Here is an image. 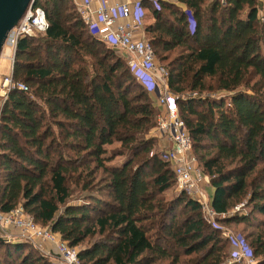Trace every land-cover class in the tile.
<instances>
[{"label": "trees", "instance_id": "1", "mask_svg": "<svg viewBox=\"0 0 264 264\" xmlns=\"http://www.w3.org/2000/svg\"><path fill=\"white\" fill-rule=\"evenodd\" d=\"M177 2L184 8L141 0L152 18L144 37L166 61L215 221L240 226L264 264V14L258 0ZM35 5L48 26L18 40L10 72L27 90H11L0 106V211L20 206L81 247L80 264H240L224 262L229 243L196 201L165 197L173 172L145 138L157 108L125 59L88 31L71 0ZM117 155L122 164L105 163ZM26 247L9 242L4 257L33 264Z\"/></svg>", "mask_w": 264, "mask_h": 264}, {"label": "built area", "instance_id": "2", "mask_svg": "<svg viewBox=\"0 0 264 264\" xmlns=\"http://www.w3.org/2000/svg\"><path fill=\"white\" fill-rule=\"evenodd\" d=\"M158 8L159 0H148ZM81 21L88 31L122 52L132 77L147 92L155 95L159 108L155 129L169 143L160 155L166 159L174 175V189L196 201L202 217L213 227L221 229L220 236L229 243L228 262L255 264L249 247L239 233L222 228L215 221L216 213L210 207L205 192L208 177L199 168L196 158L190 152V137L178 115L176 96L168 91L162 81L166 70L156 65L151 45L140 27L146 9L141 0H72ZM188 27L193 30L194 21L186 11ZM47 21L41 7L35 0L29 4L15 25L9 29L3 40L0 55L9 61L11 71L17 42L23 37H35L47 28ZM26 91L27 86L11 78L10 72L0 76V106L7 94L13 90ZM237 209V207L235 208ZM0 238L5 242L30 244L47 258L50 264H80L78 249L69 246L47 226H39L31 217L25 216L20 206L0 211Z\"/></svg>", "mask_w": 264, "mask_h": 264}, {"label": "rangeland", "instance_id": "3", "mask_svg": "<svg viewBox=\"0 0 264 264\" xmlns=\"http://www.w3.org/2000/svg\"><path fill=\"white\" fill-rule=\"evenodd\" d=\"M258 3H259V8H260V13H259V16H261V14L263 15L264 14V0H258ZM150 18H147L146 17V14L144 13V15L142 16L141 18V24H140V27L143 28L145 24H147L149 22ZM39 38V37H38ZM264 52V51H263ZM115 54L119 57L122 58V55L120 53H117L115 52ZM173 54V53H172ZM172 54L170 56H172ZM124 58V57H123ZM154 59H155V63L156 65H163L166 63V61L164 62H161L160 60H158L155 56H154ZM9 61L5 58H3L1 55H0V76L1 75H6L9 73ZM251 79V82H253L254 80H256V77H252V76H249ZM149 94V97L150 99L153 100V102L155 103V95L151 92L148 93ZM227 95L228 94H224V96L226 97L227 99ZM156 119V118H155ZM145 138H151V142L153 143L152 147H151V151L152 152H155L157 154H160L161 151H165V148L168 147V142L166 141V139L163 137V136H160L159 133L157 132V130L155 129V123L154 125L150 128V130L145 134ZM118 146V143L117 142H113L112 144L110 145H105V153H104V156L105 157H108V155L110 154V151L114 148H116ZM190 152H192V154H194L193 152V149L190 147ZM126 159V156L125 155H117V156H114L112 157L111 159L109 160H106V164L107 165H110V166H118L120 164H122ZM100 176V175H97V177ZM103 176L101 175V179L99 181L102 182L101 185L103 186ZM70 188H71V185H69ZM210 186V185H209ZM176 193L175 189L172 187L170 189H168L166 192H165V197L166 198H170L172 196H174ZM74 196V195H73ZM73 196L71 198V196L69 197V200L68 202L71 203V199H73ZM242 204H238L237 205V208H239ZM236 210V209H235ZM23 213L25 214V216H29L28 214H26L24 211ZM37 224V223H36ZM40 226V225H39ZM222 228H226L228 229L229 231L233 232V233H237V232H241V227L240 226H232V225H228L226 227H222ZM1 237V236H0ZM1 239V238H0ZM8 243L9 242H3L2 244H0V264H18V261L13 257V255L10 257V259H7L6 257H4L6 254H5V251L7 253H10L9 250H7V246H8ZM11 243V242H10ZM14 243H17V242H14ZM83 244H86V242H84ZM23 245V244H22ZM25 246H27L24 250V252L26 253H29L34 259H32L33 261V264H41L44 260V261H47V258L44 257V255L42 253H40L36 248H34L32 245L30 244H24ZM77 249H80L81 247L77 246L75 247ZM14 258V259H13ZM225 263H227L228 261L225 260L224 261ZM49 263V262H48Z\"/></svg>", "mask_w": 264, "mask_h": 264}, {"label": "water", "instance_id": "4", "mask_svg": "<svg viewBox=\"0 0 264 264\" xmlns=\"http://www.w3.org/2000/svg\"><path fill=\"white\" fill-rule=\"evenodd\" d=\"M33 0H0V51L9 29L19 20Z\"/></svg>", "mask_w": 264, "mask_h": 264}, {"label": "crops", "instance_id": "5", "mask_svg": "<svg viewBox=\"0 0 264 264\" xmlns=\"http://www.w3.org/2000/svg\"><path fill=\"white\" fill-rule=\"evenodd\" d=\"M72 1V0H71ZM162 1H164V2H169V3H171V4H173V5H175V6H178V7H180V8H184L183 7V5L181 4V3H179V2H177V0H162ZM74 4V3H73ZM75 6V5H74ZM259 13H260V11L258 12V16H259ZM146 17L147 18H150V20H149V22L152 20V18H151V14H150V12L148 11V9L146 8ZM142 31H143V28H142ZM144 32V31H143ZM115 52H117V53H120L121 55H122V57H124V59H125V61H126V57H125V55L122 53V52H119V51H116V50H114ZM3 58H5L4 57V55H1ZM6 59V58H5ZM9 69V68H8ZM9 72H10V70H9ZM162 85L166 88V85H165V81L163 80L162 81ZM167 89V88H166ZM153 101V100H152ZM154 103V102H153ZM154 105H155V107L157 108V112H159V108L156 106V104L154 103ZM168 145H169V143H168ZM205 192H206V194H207V197H208V199H209V201H211V197H212V193H213V188L211 187V186H209L208 184H206L205 185ZM232 212H234V211H229V213H232ZM222 217V216H221Z\"/></svg>", "mask_w": 264, "mask_h": 264}, {"label": "bare ground", "instance_id": "6", "mask_svg": "<svg viewBox=\"0 0 264 264\" xmlns=\"http://www.w3.org/2000/svg\"><path fill=\"white\" fill-rule=\"evenodd\" d=\"M23 14V13H22ZM2 49V48H1ZM0 53H1V51H0ZM13 63V62H12ZM12 68V67H11ZM11 72V71H10ZM208 177V176H207ZM208 185H209V178H208V183H207ZM210 202V201H209ZM12 243H14V242H12ZM255 264H256V259H255Z\"/></svg>", "mask_w": 264, "mask_h": 264}]
</instances>
